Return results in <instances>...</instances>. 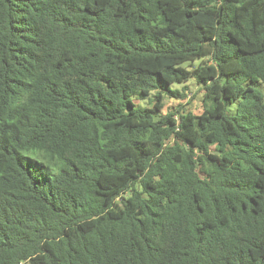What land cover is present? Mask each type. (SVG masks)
Returning a JSON list of instances; mask_svg holds the SVG:
<instances>
[{
  "label": "trees",
  "instance_id": "1",
  "mask_svg": "<svg viewBox=\"0 0 264 264\" xmlns=\"http://www.w3.org/2000/svg\"><path fill=\"white\" fill-rule=\"evenodd\" d=\"M0 264H264V0H0Z\"/></svg>",
  "mask_w": 264,
  "mask_h": 264
},
{
  "label": "rangeland",
  "instance_id": "2",
  "mask_svg": "<svg viewBox=\"0 0 264 264\" xmlns=\"http://www.w3.org/2000/svg\"><path fill=\"white\" fill-rule=\"evenodd\" d=\"M185 84H187V98L184 99L182 102H189L186 104L187 107H190L191 109H194L196 112H198L201 108L200 106V96L202 94V90L192 78H190ZM144 100H140L139 103H143ZM165 109L168 108L170 105H174L178 103V100L174 98H169L165 102Z\"/></svg>",
  "mask_w": 264,
  "mask_h": 264
}]
</instances>
